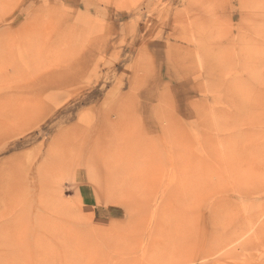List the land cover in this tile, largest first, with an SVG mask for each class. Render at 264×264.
<instances>
[{
  "label": "rangeland",
  "instance_id": "rangeland-1",
  "mask_svg": "<svg viewBox=\"0 0 264 264\" xmlns=\"http://www.w3.org/2000/svg\"><path fill=\"white\" fill-rule=\"evenodd\" d=\"M47 170L40 264H264V0H0V264Z\"/></svg>",
  "mask_w": 264,
  "mask_h": 264
},
{
  "label": "bare ground",
  "instance_id": "bare-ground-1",
  "mask_svg": "<svg viewBox=\"0 0 264 264\" xmlns=\"http://www.w3.org/2000/svg\"><path fill=\"white\" fill-rule=\"evenodd\" d=\"M94 166L101 167L103 169L106 168L107 169L106 171L112 172V170H109L110 164L108 160L107 161L104 160L103 162H100V164H98L97 162ZM122 169L123 168H117L115 170L118 172L121 171ZM12 171L13 174L8 173V175L11 177L15 175V173L17 172L16 170H12ZM48 172H49L48 170L45 173L40 172L39 175L35 177V179H31L32 184L34 185L32 189H29V187H24V185L9 186L8 190L13 200L12 210L18 212L19 217L10 220H4V218L1 215V226L3 227V229H8L10 227H15V228L17 227L18 230L26 229L24 233L16 232L18 230H15V233L11 235L9 234V236H7L4 240L2 249L14 248L11 251L13 253L14 252L18 253L21 250L23 251V249H28L29 252L32 251L31 253L28 254V257L32 261L37 262L38 264H40L45 259H49L48 256L49 254L50 255L53 254L54 246L57 243H59L58 245L64 244V246L65 245L67 246V244L70 245L69 243L65 244L66 241H64L65 240L64 238L62 239L61 237H59V235H56V230L54 228H51L48 222L49 213L52 214L54 210L53 202L50 201L49 197L46 194L48 190V181L45 175ZM35 207H40V211L37 215H34L33 218L32 211L34 210ZM53 234L56 235V236L54 235V237H56L58 241L57 243L52 240L53 238L51 237V235ZM70 246H72V244ZM62 249H64V247ZM72 251H74V249H72ZM233 257L234 256H231V258Z\"/></svg>",
  "mask_w": 264,
  "mask_h": 264
}]
</instances>
